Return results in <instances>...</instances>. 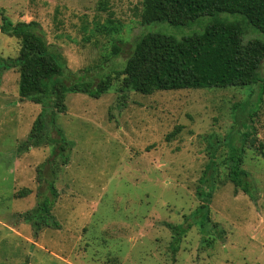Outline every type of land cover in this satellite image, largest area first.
Here are the masks:
<instances>
[{
	"label": "rangeland",
	"instance_id": "obj_1",
	"mask_svg": "<svg viewBox=\"0 0 264 264\" xmlns=\"http://www.w3.org/2000/svg\"><path fill=\"white\" fill-rule=\"evenodd\" d=\"M142 2L0 0V25L2 18L14 25L38 23L58 51L63 73L74 78L60 82L92 83L123 67L144 30ZM209 22L203 17L186 27L157 23L146 29L181 38ZM253 31L244 29L243 40L264 43V35ZM115 43L123 51L119 60L112 55ZM20 48L19 39L0 31L2 61L15 60ZM262 68L260 78L264 63ZM18 82V69L0 72V264H264V155L257 150L264 144V94L257 85L143 95L121 94L117 79L99 99L67 93L65 113L43 114L41 105L19 98ZM236 106L244 111L236 110L235 120ZM39 114L47 136L56 139L59 131L69 153L65 166L60 159L51 165L58 193L52 214L60 229L34 236L14 215L31 211L37 194H47L36 171L53 146H21ZM50 117L53 124L47 123ZM239 133L250 135L242 142L241 167L256 190L255 202L227 179V141L231 137L239 146L233 136ZM211 160L215 170L208 187L200 180ZM49 172L46 166L44 179H51ZM198 188L210 193L206 203L217 231L200 215L197 225L180 230L173 252L175 236L166 225L180 228L193 219L201 205Z\"/></svg>",
	"mask_w": 264,
	"mask_h": 264
},
{
	"label": "trees",
	"instance_id": "obj_2",
	"mask_svg": "<svg viewBox=\"0 0 264 264\" xmlns=\"http://www.w3.org/2000/svg\"><path fill=\"white\" fill-rule=\"evenodd\" d=\"M224 14L236 16L237 20L227 21L218 18ZM140 17L144 30L133 42L122 68L112 70L102 79H89L88 81L92 83L65 84L60 82L59 78L64 77V81H74V78L70 74L66 75V72L63 73L60 55L47 43L39 24L19 22L14 25L2 18L0 31L19 39L21 48L15 60L0 59V72L10 68L18 69L19 98L41 105L43 114L48 109L59 114L65 113L64 100L67 93L84 94L99 99L117 79H121L119 89L121 94L133 91L151 95L158 91L241 88L249 85H257L259 95L264 94V72L261 78L259 76L264 63V43L259 40L249 42L243 40L244 29L256 30L264 35V0H143ZM203 17L211 18V22L202 31L186 37L177 38L159 31L147 33L146 29V26L157 23L186 27ZM120 47V43L113 45L112 55L118 60L121 59L123 52ZM256 105L253 109H256ZM236 110L244 111V108L234 107L235 120L240 113ZM255 113L254 110L251 112L250 119ZM43 114L37 116L21 146L25 151L42 145L53 146L43 168L36 171L38 181L47 183V194H37V204L31 211L14 215V219H19L30 226L34 236L43 229H60L59 222L52 214L58 193L54 183L55 171L51 165L60 159L61 165L65 166L69 153V143L59 131H56V139L47 136L45 133L47 124ZM47 123L53 124L54 118L50 117ZM172 135L173 133L168 135V140ZM233 136L239 137L240 142L239 146H235L230 140L231 137L227 141L229 146L227 179L236 191L244 193L255 202L256 190L249 174L241 167L242 142L244 143L250 135L239 133ZM257 150L264 155V144L258 143ZM46 166L50 170L48 173L50 180L43 177ZM212 168L215 170L213 160L207 165L200 180L208 187L211 186ZM196 196L201 205L192 214L193 219L186 220L180 228L166 225L175 236V240L172 241L173 252H176L178 246L180 230L187 232L193 225H197L200 215L203 216L204 224H209L217 231V227L210 222L209 206L206 203L210 193L202 192L198 188Z\"/></svg>",
	"mask_w": 264,
	"mask_h": 264
}]
</instances>
